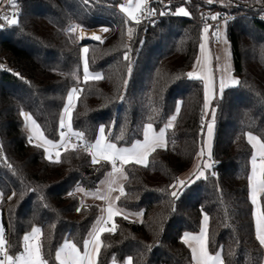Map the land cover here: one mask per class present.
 I'll return each instance as SVG.
<instances>
[{
  "label": "trees",
  "instance_id": "1",
  "mask_svg": "<svg viewBox=\"0 0 264 264\" xmlns=\"http://www.w3.org/2000/svg\"><path fill=\"white\" fill-rule=\"evenodd\" d=\"M19 2V23L0 29V223L8 235L9 254L22 252L23 236L40 227L45 258L58 264L59 246L70 239L83 248L99 217L100 206L83 202L75 188L95 190L111 173L110 162L93 164L83 149L62 150L59 162L48 159L49 153L36 147L34 139L28 142L30 132L21 114H31L45 136L57 143L67 95L80 86L72 127L92 141L103 125L113 143L129 146L143 138L148 123L160 130L176 116L166 129V145L151 153L147 166H124L125 195L117 204L140 218L115 217L116 231L101 234L104 247L97 264L114 259L123 263L129 256L133 264H194L183 235L200 231L203 213L210 218V253L222 249L225 264H263L248 179L254 149L246 133L264 140V4L150 0L148 9L184 6L190 15L170 13L157 24H137L120 9L122 0ZM223 11L236 15L225 28L240 83L214 100L215 165L175 199L172 185L193 165L206 127L205 84L187 73L198 58L205 25L210 26L211 41L216 40L218 25L206 21ZM77 25L109 31L104 41L83 42L71 31ZM128 28L134 29L131 36ZM83 47L89 49V71L102 73L103 79L84 82ZM126 52L131 77L126 74ZM260 204L264 210V196Z\"/></svg>",
  "mask_w": 264,
  "mask_h": 264
},
{
  "label": "snow or ice",
  "instance_id": "2",
  "mask_svg": "<svg viewBox=\"0 0 264 264\" xmlns=\"http://www.w3.org/2000/svg\"><path fill=\"white\" fill-rule=\"evenodd\" d=\"M3 0H0L2 3ZM208 3H212V0H208ZM9 6L14 10L11 13V19H9V15L4 14L0 15V20L6 21L9 25H17L19 23V6L17 0H9ZM120 9L127 14V16L139 24L141 21L138 18L139 16H143L145 14V10L147 9V15L152 16L155 14V9H148V0H136L135 4H133V0H127V4H121ZM264 10V9H262ZM166 13L161 12V15ZM176 15H184L188 16L190 13L184 8L180 7L177 9ZM220 13H216L210 17L212 20H216L220 17ZM228 19L225 18L224 23L227 24ZM3 24H0V27H3ZM209 25H205L203 27L204 33V43H201L200 49L203 53L208 41V32ZM79 26H74L71 28L72 32H78ZM104 32L109 31L108 28H103ZM134 32V29L128 28L127 34L131 36ZM217 41H220L223 34L217 29L215 33ZM91 39H95L96 41H101V37L99 35L93 34ZM78 40L85 39V34L82 32H78L77 35ZM225 43H227L225 39ZM88 52L89 49L87 47L82 48L83 53V77L84 82L94 81L103 79L102 73H91L89 71L88 64ZM124 59L129 61L127 67V76L131 77L132 75V61L126 52L124 54ZM218 59V58H217ZM197 65H201V60L197 59ZM210 63V61H209ZM17 75H19L17 73ZM187 76L190 78L200 79L205 84V104L204 108L207 109L211 101L215 98V79L212 73V69L209 67L207 71L201 75L199 72L193 71L187 73ZM128 80H124V86L126 87ZM239 80L233 78L230 74L225 77L221 76L219 80V92L222 96L223 92L226 88L238 85ZM79 89L73 87L68 95H67V103L63 108V115L59 121V127L61 129L59 136L60 140L58 143L53 142L48 139L40 125L36 122L35 119L29 113L22 112L25 121L26 127L31 128L32 135L29 136L28 142L31 144L33 141V137L37 140L42 141V143H38L35 146L39 148H44L48 151L50 148L60 149L63 148L65 152L69 149L77 150L79 145L71 144L70 138L76 137L77 140H82L84 137L83 132H74L72 129V112L76 106V101L79 99ZM122 99V97H121ZM179 112V108L176 109ZM151 119V118H150ZM176 120V116L173 115L171 120L165 124L163 128L159 130L157 133L154 131L153 123H148L143 131V140H137L132 144L131 147H117L115 143H112L108 140L105 134V126L101 125L99 127V138L95 140L94 143L85 142L83 145V150L88 152L92 156V163L97 164L101 161L110 162L112 166V173H109V176L118 175L124 176V168L123 165L128 164L131 161H134L136 164L147 166L148 157L151 153L155 152L157 148H161L165 146V131L167 128L172 127V122ZM215 123V110H213L212 114V122L207 126V136H208V151L207 155L209 160L211 159V147H212V137H213V126ZM67 129L64 131L63 129ZM246 137L248 142L251 144L253 149L255 150L254 154L251 157V175L248 177L250 181L251 188V201L252 204L256 206L255 212V231L256 238L261 245L264 247V210H261L260 197L264 196V140L261 139L260 136L254 135L252 132H247ZM119 139H123V135L119 137ZM204 150L201 149L198 155L203 156ZM56 162H59L61 153L60 151H56ZM48 159H52L51 153L49 152ZM120 164L118 167L117 164ZM205 168H211L213 165L211 163L204 164ZM195 176L196 180H199L202 177H205L204 171L200 170V165H197V170L192 174ZM213 176L216 173H212ZM126 178V177H125ZM195 181L189 178L186 182L185 180H177V185L186 187L188 183H194ZM116 184V180L113 179L109 182V188L107 194L97 191V195L100 199H104L108 201V207L106 209L107 216L106 218L101 216L97 222L96 227L92 232L89 233L87 239L83 241L84 251L81 253L80 248L77 246V243L71 241L70 239H66L63 244L56 250L55 252V260L59 262V264H97V260L99 254L101 252L102 247H104L103 241L101 240V234L108 232L113 233L117 229V225L112 222L111 226H109V222L113 221L115 216L124 215L122 209H115L113 207L114 200L118 201L121 196L125 195L124 188L121 185L119 187L120 195L115 198L111 197V192L114 190L113 185ZM177 185H172L175 189ZM82 190V189H78ZM34 191V190H33ZM16 193L13 192V196ZM23 195V194H21ZM179 191L174 190L171 192V196L175 199H179ZM3 193L0 192V199H2ZM9 200L12 197H8ZM79 210V209H78ZM124 218L127 219V215H124ZM209 216L205 213L203 216V228L201 229L199 234L193 235L191 233H185L183 236V242L188 245L192 252V258L196 262V264H225L222 255V249L215 252V254L210 253L208 249L209 237H208V223ZM43 232L40 227H33L31 231L23 236V251L18 255H10L8 251V244L5 238V231L2 226H0V254H2L3 258L0 259V264H49L48 259L45 258L44 254V241L42 239ZM113 264H115V259L113 260ZM126 264H133V258L129 256L127 258Z\"/></svg>",
  "mask_w": 264,
  "mask_h": 264
},
{
  "label": "rangeland",
  "instance_id": "3",
  "mask_svg": "<svg viewBox=\"0 0 264 264\" xmlns=\"http://www.w3.org/2000/svg\"><path fill=\"white\" fill-rule=\"evenodd\" d=\"M242 1H257L258 3L264 4V0H242ZM135 2H136V0H133V4H135ZM149 2H150V0H148V4H149ZM221 2H224V0H221ZM121 4H127V0H122ZM225 27H226V24L223 22L222 23V31H221L223 36L221 38L222 39L221 43H220V41H216V40H215V42L211 41L212 35L210 32V28H209L208 41H207L205 50L202 53L201 49H200L199 55H198V58L201 60L202 63H201V65H197V63H196L197 60H196L195 63L193 64V66L191 67L190 71H189V72L196 71V72H199L201 75H203L209 67L212 69V73H213V76L215 79V98L211 101L210 106L207 109H205V115H206L207 122L212 120L213 110H215L214 100L216 99L217 96L221 95L219 92L220 77L222 75L227 77L230 74L233 78H237L234 74V71H233V59H232V53H231V45H230V42L227 38V35L225 32ZM83 30H85L83 27H79L78 32L79 31L82 32ZM86 31H96L101 35L103 41L105 39L106 32L103 31V28H98L95 30H86ZM203 37H204V33H203ZM225 39H226L227 43H225ZM202 43H204V39H203ZM209 61H210V63H209ZM237 80H238V78H237ZM215 118H216V113H215ZM207 122H206V124H207ZM28 129H29L30 135H32L30 126L28 127ZM72 129L77 130V129H74L73 127H72ZM154 131H155V129H154ZM157 132H159V130ZM105 134H106L108 140L110 142H112L109 138V131L107 129H105ZM214 134H215V132H214ZM214 134H213V136H214ZM98 138H99V134H98V137L96 139H98ZM165 138H166V131H165ZM37 141L39 143H42V141H40V140H37ZM117 147H130V146H118L117 145ZM206 148H207V143H206L205 149L204 148L203 149L206 150ZM202 157H203V160H205V162H207L209 160V158H208V160L206 159L204 154ZM198 158H201V156L199 155ZM209 161H211V159ZM125 165H123V168ZM200 168H201V164H200ZM98 187H99V185H98ZM78 189H82V190H78ZM174 190H176V188ZM75 192L80 196V198L83 202L91 201L90 200V196H91L90 194H94V193H92L93 190H87V189L83 188L82 186H77L75 188ZM250 194H251V188H250ZM95 198H96V196H95ZM92 201H95V200H92ZM255 212H256V206L254 205V214H255ZM200 231H201V229H200ZM87 238L88 237H86V239ZM126 261L123 263H115V264H126ZM111 264H113V263H111Z\"/></svg>",
  "mask_w": 264,
  "mask_h": 264
},
{
  "label": "crops",
  "instance_id": "4",
  "mask_svg": "<svg viewBox=\"0 0 264 264\" xmlns=\"http://www.w3.org/2000/svg\"><path fill=\"white\" fill-rule=\"evenodd\" d=\"M181 7H184V6H181ZM180 7H177L176 8V12H177V9H179ZM185 8V7H184ZM186 9V8H185ZM187 10V9H186ZM222 31V25H221V28H220V32ZM225 32H226V28H225ZM103 40V39H102ZM221 41H222V39H220V43H221ZM215 42V41H214ZM235 79H237V78H235ZM205 121L207 122V120H206V115H205ZM212 122V120L211 121H209V122H207V124H206V129H205V137H204V142H203V148L205 149V146H206V143H207V148H206V150H204L202 147H201V149H203L204 150V155H205V157H206V159L208 160V155H207V151H208V136H207V126H208V124L209 123H211ZM154 127V126H153ZM155 129V128H154ZM215 129H216V118H215V123H214V126H213V134H214V132H215ZM155 131L157 132L158 130L157 129H155ZM158 133V132H157ZM144 138V137H143ZM143 138L142 139H140L141 141L143 140ZM33 139H34V141L35 142H37V143H39L38 141H37V139L35 138V137H33ZM214 139H215V134H214V136L212 137V147H211V153H212V148H213V144H214ZM95 141H93V143H94ZM135 143V142H134ZM165 145H166V138H165ZM130 147L132 146V145H129ZM200 149V150H201ZM255 151V150H254ZM48 153H49V151H47ZM199 153H200V151H199ZM199 157V155L197 154V156H196V158H195V160H194V162H193V165L188 169V170H186V171H184L180 176H179V179L178 180H185L186 182L189 180V178L191 177V179L192 180H196L195 179V176H193L192 174H193V172H195L196 170H197V165H200L201 164V168H200V170H202V171H204V173H205V175H206V173H207V171L208 170H210L211 168H205L204 167V164H206V163H212V155H211V161H207V162H205V160H203V157L201 156V158H198ZM149 158V157H148ZM131 162H134V161H131ZM119 166H120V164H119ZM118 166V167H119ZM112 173V172H111ZM126 174H125V172H124V176H118V175H113V176H109V174L104 178V179H102V181L100 182V184H99V187H97L95 190H93V192L92 193H94V194H90L91 196H90V200L91 201H88V202H94V203H97L99 206H100V214H99V217L97 218V220L101 217V216H103V217H105L106 218V216H107V212H106V209H107V207H108V201L107 200H104V199H100L99 198V196L97 195V191L99 190V192H101V193H105V194H107V192H108V188H109V182L111 181V180H113V179H115L116 180V184H114L113 185V188H114V190L111 192V197L112 198H115L116 196H118V195H120V193H119V187L122 185L123 186V188H124V182H125V180H126ZM188 184H190V183H188ZM187 184V185H188ZM175 185H177V182H176V184ZM184 187H182V186H179V185H177V188H176V190H178L179 192L183 189ZM124 192H125V189H124ZM91 193V192H90ZM95 196H96V198H95ZM260 199V198H259ZM92 200H95V201H92ZM113 207L115 208V209H121L119 206H118V204H117V201H115L114 200V203H113ZM123 213H124V215H127L128 217H130V218H133V219H139L140 218V215L139 214H134V213H131V212H127V211H124L123 210ZM204 214L205 213H203V216H204ZM207 214V213H206ZM208 215V214H207ZM203 216H202V222H201V229L203 228ZM255 216V215H254ZM116 217V216H115ZM115 217L113 218V221H110L109 222V226H111V223L112 222H114V220H115ZM97 220L94 222V224H93V226H92V228H91V230H90V232H92L93 231V229L96 227V222H97ZM0 226H2L3 227V225H2V223H0ZM208 227H209V223H208ZM89 232V233H90ZM186 233H191V234H193V235H196V234H199L198 232L197 233H192V232H186ZM185 234V233H184ZM89 236V234L87 235V237ZM184 236V235H183ZM63 244V243H62ZM61 244V245H62ZM60 247V246H59ZM80 250H81V253H83V251H84V248H80ZM210 252V251H209ZM116 263V262H115ZM58 264H59V262H58ZM194 264H196V262L194 261ZM264 264V263H263Z\"/></svg>",
  "mask_w": 264,
  "mask_h": 264
},
{
  "label": "built area",
  "instance_id": "5",
  "mask_svg": "<svg viewBox=\"0 0 264 264\" xmlns=\"http://www.w3.org/2000/svg\"><path fill=\"white\" fill-rule=\"evenodd\" d=\"M17 3H18V6H19V15L21 13V10H22V6H21V3L19 2V0H17ZM156 10V9H155ZM14 10L9 6V0H3L2 3H0V15H4V14H7L9 15V19H11V13L13 12ZM162 12L166 13L164 15H161V12L156 10L155 14H153L152 16H148L147 15V9L145 10V14L143 16H139L138 18L140 19V23H153V24H157L161 18L165 17V16H168L170 13H176V8L174 9H165L163 10ZM129 20H131L127 14L125 15ZM236 17L235 13L233 12H229V11H223L221 12V15L218 19L216 20H207L206 21V24H217L218 25V28L219 31H220V28H221V25L222 23L224 22L225 18L228 19V21H232L234 18ZM133 21V20H131ZM135 22V21H134ZM0 24H3L4 26L3 27H0V29L2 30H7L8 28H10L11 25H9L6 21L4 20H0ZM103 41V40H101ZM217 41V39H216ZM77 89H81L80 86H76ZM80 92V91H79ZM205 127L203 126L202 127V130L205 131ZM64 131H67V129H63ZM74 132H83L82 130H73ZM84 133V132H83ZM85 142H91L93 143V141L91 139H89L85 133H84V137L82 140H77L76 137H71L70 138V143L71 144H77L79 145L78 149H83V145L85 144ZM58 143V142H57ZM64 150L63 148H60V149H55V148H50L48 151L51 153V156H52V160H56V151H62ZM212 165L214 166L215 163L213 162ZM117 166H119V162L117 164ZM110 167H111V172H112V166H111V163H110ZM5 238L7 240V244H8V251H9V241H8V235L5 233ZM3 256L2 254H0V259H2Z\"/></svg>",
  "mask_w": 264,
  "mask_h": 264
},
{
  "label": "bare ground",
  "instance_id": "6",
  "mask_svg": "<svg viewBox=\"0 0 264 264\" xmlns=\"http://www.w3.org/2000/svg\"><path fill=\"white\" fill-rule=\"evenodd\" d=\"M82 33L85 34V39L84 40L91 39L90 37H92L93 34L99 35L101 37V35L98 32H96V31H86V30H83ZM101 40H102V37H101Z\"/></svg>",
  "mask_w": 264,
  "mask_h": 264
},
{
  "label": "water",
  "instance_id": "7",
  "mask_svg": "<svg viewBox=\"0 0 264 264\" xmlns=\"http://www.w3.org/2000/svg\"><path fill=\"white\" fill-rule=\"evenodd\" d=\"M93 40L95 39H88V40H81V41L85 42V41H93Z\"/></svg>",
  "mask_w": 264,
  "mask_h": 264
}]
</instances>
